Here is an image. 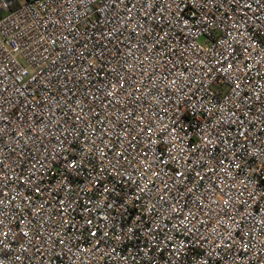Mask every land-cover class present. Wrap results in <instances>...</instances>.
Segmentation results:
<instances>
[{
    "label": "built area",
    "instance_id": "1",
    "mask_svg": "<svg viewBox=\"0 0 264 264\" xmlns=\"http://www.w3.org/2000/svg\"><path fill=\"white\" fill-rule=\"evenodd\" d=\"M0 264H264V0H0Z\"/></svg>",
    "mask_w": 264,
    "mask_h": 264
}]
</instances>
